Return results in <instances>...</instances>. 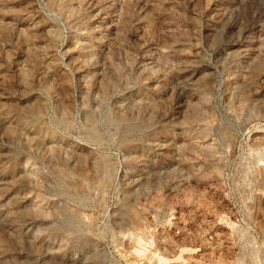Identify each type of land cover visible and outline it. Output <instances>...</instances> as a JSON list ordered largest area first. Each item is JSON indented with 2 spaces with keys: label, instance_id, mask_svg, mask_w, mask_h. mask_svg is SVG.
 Returning a JSON list of instances; mask_svg holds the SVG:
<instances>
[{
  "label": "rangeland",
  "instance_id": "obj_1",
  "mask_svg": "<svg viewBox=\"0 0 264 264\" xmlns=\"http://www.w3.org/2000/svg\"><path fill=\"white\" fill-rule=\"evenodd\" d=\"M0 264H264V0H0Z\"/></svg>",
  "mask_w": 264,
  "mask_h": 264
}]
</instances>
